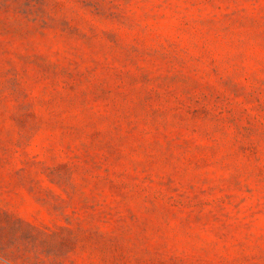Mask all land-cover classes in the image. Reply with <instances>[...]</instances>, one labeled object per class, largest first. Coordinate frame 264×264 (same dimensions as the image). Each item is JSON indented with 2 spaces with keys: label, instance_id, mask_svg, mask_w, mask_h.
Returning a JSON list of instances; mask_svg holds the SVG:
<instances>
[{
  "label": "rangeland",
  "instance_id": "1",
  "mask_svg": "<svg viewBox=\"0 0 264 264\" xmlns=\"http://www.w3.org/2000/svg\"><path fill=\"white\" fill-rule=\"evenodd\" d=\"M0 264H264V0H0Z\"/></svg>",
  "mask_w": 264,
  "mask_h": 264
}]
</instances>
